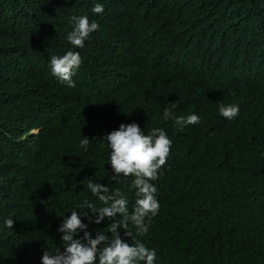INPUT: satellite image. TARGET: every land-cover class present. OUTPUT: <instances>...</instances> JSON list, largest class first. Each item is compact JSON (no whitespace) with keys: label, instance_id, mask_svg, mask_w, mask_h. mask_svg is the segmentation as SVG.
Segmentation results:
<instances>
[{"label":"trees","instance_id":"16d2710c","mask_svg":"<svg viewBox=\"0 0 264 264\" xmlns=\"http://www.w3.org/2000/svg\"><path fill=\"white\" fill-rule=\"evenodd\" d=\"M85 15L99 30L74 48L71 18ZM67 51L82 58L75 87L50 68ZM165 109L200 123L181 130ZM130 123L172 141L153 181L159 213L136 237L155 264H264V0H0V264L63 251L58 229L73 210L93 238L106 232L114 221L90 223L79 207L103 206L90 181L134 210V177L112 179L102 139Z\"/></svg>","mask_w":264,"mask_h":264},{"label":"clouds","instance_id":"9594fccd","mask_svg":"<svg viewBox=\"0 0 264 264\" xmlns=\"http://www.w3.org/2000/svg\"><path fill=\"white\" fill-rule=\"evenodd\" d=\"M104 6L96 3L92 12L103 13ZM74 29L68 33L67 39L74 48L84 47L85 41L99 30L95 21L88 16H74L71 18ZM82 64L78 51H67L62 56L50 58V68L53 76L68 87H75L72 79L75 70ZM219 113L226 119H235L239 114L238 105L219 106ZM164 119H172L175 125L183 130L186 126L200 123L196 114L175 116L171 110L165 109ZM110 148V164L113 177H134L132 188L135 189L134 210L129 213L128 199L119 189L112 191L109 186L101 183L89 182L87 189L102 203V207L85 200L79 207L83 215L88 217L90 223L99 225L107 218L110 223L107 231L99 232L95 238L89 225L84 223L81 214L73 210L70 216H65L58 231L63 233L64 250H57L55 254L44 251L42 264H155L157 252L149 249L136 239L149 233L151 219L158 215L160 204L157 199L158 188L153 183L159 177L161 169L166 165L170 156L172 141L162 128H152L148 134L137 123L121 124L118 130H113L102 138ZM90 139L85 137L80 141L81 147L87 151ZM117 182H119L117 180ZM87 209H91L89 216ZM119 216V219H116ZM6 225L13 228V219L6 220ZM135 228V235L132 229ZM125 230L124 235L130 237L132 244L126 243L120 236V229ZM83 232L82 238H75L78 232ZM111 233V237L107 233Z\"/></svg>","mask_w":264,"mask_h":264}]
</instances>
